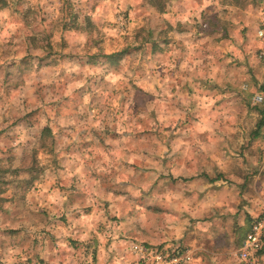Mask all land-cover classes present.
Listing matches in <instances>:
<instances>
[{
    "label": "clouds",
    "instance_id": "clouds-1",
    "mask_svg": "<svg viewBox=\"0 0 264 264\" xmlns=\"http://www.w3.org/2000/svg\"><path fill=\"white\" fill-rule=\"evenodd\" d=\"M0 264H264V0H0Z\"/></svg>",
    "mask_w": 264,
    "mask_h": 264
}]
</instances>
